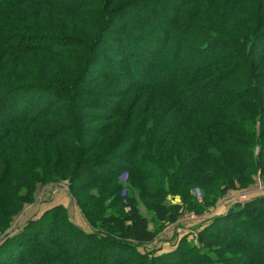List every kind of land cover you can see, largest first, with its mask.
<instances>
[{"label": "trees", "instance_id": "1", "mask_svg": "<svg viewBox=\"0 0 264 264\" xmlns=\"http://www.w3.org/2000/svg\"><path fill=\"white\" fill-rule=\"evenodd\" d=\"M192 47L213 59L181 56ZM259 170L264 0H0V264H264V195L149 256L157 233L118 182L127 172L155 225L175 224ZM65 178L93 232L63 206L11 230L39 184Z\"/></svg>", "mask_w": 264, "mask_h": 264}, {"label": "rangeland", "instance_id": "2", "mask_svg": "<svg viewBox=\"0 0 264 264\" xmlns=\"http://www.w3.org/2000/svg\"><path fill=\"white\" fill-rule=\"evenodd\" d=\"M184 58H192L193 60H200L201 58H209L213 59V56L211 55H205L201 56L200 54H197L194 52V47L192 49L187 50L185 49L184 52H182V55ZM168 57H164L165 65L168 64L169 67H172L174 63V59ZM169 59V60H168ZM201 61V60H200ZM199 61V62H200ZM259 155V150H256V156ZM111 160H114L116 164L123 165L124 162L122 160H115V157H110ZM99 167L97 170L99 171ZM96 170V169H95ZM97 172V171H95ZM100 176L103 175L101 169H100ZM99 173L97 172L96 175ZM93 170L91 172V175L89 176L90 179H93L96 177ZM99 176V177H100ZM129 174L127 172L122 173L119 178L118 182L121 185L120 187V198L121 201L125 202V198L136 196L138 200V207L140 208L141 214L143 216L148 217V219L151 221V227L155 230L157 233V236L155 238V241L151 244L145 245L139 249V251L143 254H149V256L154 255L156 253H164V252H171L175 250L180 242L184 239H187L188 242L191 243H197V237L199 232L202 231L203 227H201V222H210L213 220L216 216L222 215L225 212L229 210L230 207L234 206L235 202L239 196L247 195L248 198H256L259 196L264 195V178L262 176L261 171L259 170L253 177V182L246 188H241L238 190V192H228L225 195H223L218 201L215 203V205L205 211L201 212V214L197 213H190L186 210L182 212V214L179 216L178 221L175 224H158L155 225V219L153 217L152 212L150 211L147 203L144 202L142 197L139 196L138 192H134V190L131 188L129 184ZM70 181L69 179L65 178L64 180L58 181L57 183H46V184H39L37 186V192L35 195V201L33 204L28 205L25 207V209L16 216L14 224L11 226V230L14 229L22 230L26 228L27 224L30 222V220H34L36 218H40L47 210V204L51 205L50 208L55 206H63L66 209V214L70 221H72L78 228L82 229L85 232H91L92 228L91 225L85 215V211L79 207L77 204V201L75 200L74 193L72 192L70 188ZM85 191L84 193H86ZM82 191H78V194H84ZM191 197L194 200V202L198 205L202 202V194L200 189H195L191 191ZM229 194V195H228ZM230 196V198H228ZM181 203L180 198H169L168 204H176ZM117 214H123L124 210L117 209V210H111V212H114ZM127 211V210H125ZM61 223V221L59 222ZM204 224V223H203ZM49 224H46L44 229H48ZM93 232V230H92ZM33 233L37 234V229H33ZM44 234L52 239L55 244L58 246L68 249L73 247V244L76 242H79L78 237H74L72 233H65L62 238H58L56 232H49L45 231ZM42 240V239H41ZM42 242H44L42 240ZM51 246V245H50ZM81 249V248H80ZM156 252V253H155ZM124 257H129V252H126L123 254ZM88 262H79V264H108L107 262L103 261L100 262L99 260H93Z\"/></svg>", "mask_w": 264, "mask_h": 264}, {"label": "built area", "instance_id": "3", "mask_svg": "<svg viewBox=\"0 0 264 264\" xmlns=\"http://www.w3.org/2000/svg\"><path fill=\"white\" fill-rule=\"evenodd\" d=\"M228 198H230V196H228ZM248 200H249V198L247 197V195L244 194L242 196H239L238 199L235 202L244 203V202H246Z\"/></svg>", "mask_w": 264, "mask_h": 264}, {"label": "water", "instance_id": "4", "mask_svg": "<svg viewBox=\"0 0 264 264\" xmlns=\"http://www.w3.org/2000/svg\"><path fill=\"white\" fill-rule=\"evenodd\" d=\"M242 205H243V203L238 202V203H235L234 206H242ZM232 209H233V206L229 208V213L232 212Z\"/></svg>", "mask_w": 264, "mask_h": 264}, {"label": "crops", "instance_id": "5", "mask_svg": "<svg viewBox=\"0 0 264 264\" xmlns=\"http://www.w3.org/2000/svg\"><path fill=\"white\" fill-rule=\"evenodd\" d=\"M48 209L51 207V205L47 204Z\"/></svg>", "mask_w": 264, "mask_h": 264}]
</instances>
